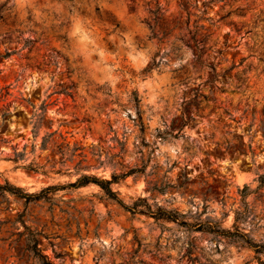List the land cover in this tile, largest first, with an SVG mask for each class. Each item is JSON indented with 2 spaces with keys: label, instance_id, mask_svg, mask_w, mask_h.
Listing matches in <instances>:
<instances>
[{
  "label": "rangeland",
  "instance_id": "1",
  "mask_svg": "<svg viewBox=\"0 0 264 264\" xmlns=\"http://www.w3.org/2000/svg\"><path fill=\"white\" fill-rule=\"evenodd\" d=\"M157 1L0 0V184L186 224L0 192V264H264V0Z\"/></svg>",
  "mask_w": 264,
  "mask_h": 264
},
{
  "label": "trees",
  "instance_id": "2",
  "mask_svg": "<svg viewBox=\"0 0 264 264\" xmlns=\"http://www.w3.org/2000/svg\"><path fill=\"white\" fill-rule=\"evenodd\" d=\"M155 10L153 11L154 14L159 13V10L161 9V6L157 0H155ZM181 6L184 10L187 11V3L185 1L181 2ZM230 15V12H228L226 15L222 17V19L227 18ZM2 19V17H0ZM197 28V26L195 27ZM236 31H239L237 29ZM163 35H167V32H162ZM34 43V40L32 39H25L24 40V46L25 47H31V45ZM12 54H15V51H9L8 49L5 50L4 54L0 55L1 59L8 58ZM58 54V53H57ZM46 139L43 141V145H45ZM27 170L37 172V168L33 167L32 165L25 166ZM137 172V170L132 169L128 171L125 174L121 175H115L113 174L110 179L98 177L96 175L92 174H80L78 178L71 183H68L66 185H50L43 189H41L37 193H29L21 189L20 187L14 186L10 184L9 182L5 181L4 184H0V192L10 193L15 196H18L22 199H24L26 202L40 200V199H47L48 194L55 192L57 190L65 189V188H81L88 186L90 184H94L98 186L104 194L112 199L118 202L120 205L124 207L125 210L129 211L132 214L144 212L145 210L138 209V203H134L132 206H128L124 204V202L118 197L117 191L113 190L112 186L113 184L119 183L122 179L126 178L127 176ZM246 188V187H245ZM140 201H143V199H139ZM149 213L152 217L155 219H163L173 222H179L180 224L185 225L186 223L183 221V215H180L178 212L175 211H168L164 209L158 208L156 212H152L150 210L145 211ZM236 220V219H235ZM216 233H219L220 235L226 236V237H233L238 238L240 240H243L245 243H247L249 246L256 247L257 245L253 243L246 234L240 233L238 230L235 229V232H231L226 229L217 228L215 230ZM28 240V246L32 254L38 259L40 264H53L49 261L46 255L42 253V251L38 248V243L36 240V235H32L31 237L27 238Z\"/></svg>",
  "mask_w": 264,
  "mask_h": 264
},
{
  "label": "bare ground",
  "instance_id": "3",
  "mask_svg": "<svg viewBox=\"0 0 264 264\" xmlns=\"http://www.w3.org/2000/svg\"><path fill=\"white\" fill-rule=\"evenodd\" d=\"M77 24H78V23H77ZM77 24H76V25H74V28H77V27L79 26V25H77ZM96 71H98V70H96Z\"/></svg>",
  "mask_w": 264,
  "mask_h": 264
}]
</instances>
